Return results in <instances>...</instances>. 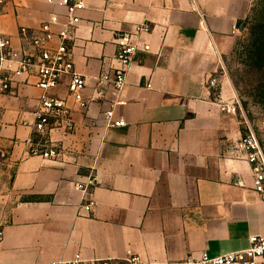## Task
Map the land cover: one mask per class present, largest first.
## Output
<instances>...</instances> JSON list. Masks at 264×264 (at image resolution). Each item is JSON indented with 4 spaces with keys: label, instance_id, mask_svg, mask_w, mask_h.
Instances as JSON below:
<instances>
[{
    "label": "crops",
    "instance_id": "crops-1",
    "mask_svg": "<svg viewBox=\"0 0 264 264\" xmlns=\"http://www.w3.org/2000/svg\"><path fill=\"white\" fill-rule=\"evenodd\" d=\"M254 2L88 1L71 47L92 102L84 112L69 103L76 129L52 133L59 157L29 154L42 95L36 79L0 92V264H50L78 252L118 264H128V253L138 264H199L203 253L242 251L264 236V197L250 165L232 155L241 122L220 112L207 87ZM52 14L63 23L55 4L5 0L1 31L30 50L20 28L34 36ZM145 22L152 32L127 75L125 105L114 110L126 126L108 128L112 96L96 98V78L115 64L116 37ZM50 94L67 97V79ZM91 175L98 183L84 195L75 185Z\"/></svg>",
    "mask_w": 264,
    "mask_h": 264
},
{
    "label": "built area",
    "instance_id": "built-area-1",
    "mask_svg": "<svg viewBox=\"0 0 264 264\" xmlns=\"http://www.w3.org/2000/svg\"><path fill=\"white\" fill-rule=\"evenodd\" d=\"M64 9L63 23L61 17L52 14L42 23L34 36H28L25 27L20 28V36L30 47L16 49L9 36L1 31L5 0H0V92L10 91L18 79L34 77V85L42 91L33 131L37 135L29 141V154L43 159L59 157L57 142L52 133L70 134L75 131L73 109L84 112L89 109L92 99H86L84 92L86 80L75 70L71 43L82 21L81 13L86 9L89 0H43ZM60 27V28H58ZM152 32L149 23L137 24L131 31L119 34L115 39V64L112 69L101 73L97 78L96 98H103L110 93V109L104 113L105 125L124 127L123 119H115V107L125 105L123 93L127 86V75L138 52L143 50V38ZM67 79V97L61 98L50 93ZM222 85L218 75L207 79V87L217 94V106L225 115H235L237 106L231 99L224 100L218 89ZM150 88V84L147 85ZM69 103H72L73 107ZM232 155L250 165L253 190L264 197V151L256 135L249 129L232 148ZM7 159V153L0 151V161ZM98 183L97 177L89 176L86 181L77 183L75 188L88 195ZM93 205L89 203L88 207ZM3 231H0V241ZM128 264L140 263V258L128 253ZM264 236H251L249 247L242 251L228 253L219 257H210L203 253L199 264H263ZM50 264H118L115 259H87L80 252L70 259L55 260Z\"/></svg>",
    "mask_w": 264,
    "mask_h": 264
},
{
    "label": "rangeland",
    "instance_id": "rangeland-1",
    "mask_svg": "<svg viewBox=\"0 0 264 264\" xmlns=\"http://www.w3.org/2000/svg\"><path fill=\"white\" fill-rule=\"evenodd\" d=\"M262 18L264 19V0H255L246 21L248 29L237 34L233 49L223 56L217 75L226 82V99L233 100L237 106L233 116L241 122L242 136L250 129L264 151V91L259 92V87L264 88V69L259 72L251 63L253 39L249 33L252 25L264 22Z\"/></svg>",
    "mask_w": 264,
    "mask_h": 264
},
{
    "label": "trees",
    "instance_id": "trees-1",
    "mask_svg": "<svg viewBox=\"0 0 264 264\" xmlns=\"http://www.w3.org/2000/svg\"><path fill=\"white\" fill-rule=\"evenodd\" d=\"M262 20H264L262 18ZM245 28L248 29L247 23ZM250 36L253 39V49L250 53V60L253 66L256 67L259 72L264 69V22L259 21L252 25L249 29ZM264 88L259 87V92L263 93ZM263 95V94H262Z\"/></svg>",
    "mask_w": 264,
    "mask_h": 264
}]
</instances>
